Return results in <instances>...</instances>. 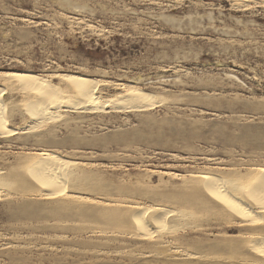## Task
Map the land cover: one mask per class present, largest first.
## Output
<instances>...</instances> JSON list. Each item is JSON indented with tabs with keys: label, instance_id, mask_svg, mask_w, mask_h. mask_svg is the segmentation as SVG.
<instances>
[{
	"label": "rangeland",
	"instance_id": "obj_1",
	"mask_svg": "<svg viewBox=\"0 0 264 264\" xmlns=\"http://www.w3.org/2000/svg\"><path fill=\"white\" fill-rule=\"evenodd\" d=\"M0 102V264H264V208L196 190L264 171V0H0Z\"/></svg>",
	"mask_w": 264,
	"mask_h": 264
},
{
	"label": "bare ground",
	"instance_id": "obj_2",
	"mask_svg": "<svg viewBox=\"0 0 264 264\" xmlns=\"http://www.w3.org/2000/svg\"><path fill=\"white\" fill-rule=\"evenodd\" d=\"M2 80H4L9 85H12L13 88L16 86V88H18V87H20L22 89L28 88V89L38 91V93L41 92V94L44 97V98L42 97L43 100L47 99L48 96L51 93H53L49 89V87H47V84L45 83V81L43 79L38 78L37 76L29 74V73H25V72H7L6 73L5 72V73L1 74V81ZM59 81L61 83H63L66 88H71L72 91L75 89L76 90L75 94H77L76 96L79 97L81 100H83V102H85V103L86 102L87 103L93 102L96 99V97L94 96V93H93L94 85H92L90 87V85H88V84H90V81H88L82 77L64 74L59 78ZM9 85H8V87H9ZM127 96L129 99H131V101L132 100L141 101L140 99L143 100L145 97L143 94H138L135 92H128ZM39 97H40V95H39ZM41 102H42V100H41ZM35 104L36 103L31 104V106H29V108L30 107L34 108ZM41 105L43 107L44 104H41ZM1 107H2V105L0 102V110H2ZM140 108H141V106H140ZM43 110H45V108H43L42 111ZM42 111L40 114H42ZM0 113H1V111H0ZM0 123H1V119H0ZM1 126H2V124H1ZM49 156H47L44 159H40V160H36L35 162H32V165H30V168H28V172L31 174L32 178H34V180L36 181V183H38L39 186L41 185L42 187H45V188H51L49 191H47V194L53 195L54 193L56 194L57 192L60 193V191L62 190V189H60V183H59L60 182L59 177L61 174H60V171L58 169V167L61 165V163L58 164V162H56V161L53 162L54 160L49 158ZM62 169H64V168H62ZM62 173H63V171H62ZM199 179H200L199 180L200 186H197V189H196L199 192V194L203 197H206V199H208V198L211 199L212 202L217 201V202H219V204L224 205L225 207H227L228 209H230L231 211L234 212L233 215L238 214L239 217H240V215L245 216L246 211L244 210V208L242 206H245V204H247L249 202L252 204H255V205H259L260 207L264 208V171H263V169L262 170L258 169L254 173V175L252 176V179L249 180L248 183L244 187H238V186L236 187L237 188L236 189L237 194H239L242 198V199L241 198L240 199L243 200L242 205L237 203V201L235 199L233 200V198H230V192H231L232 187L227 185L228 183L225 184L224 181L214 179L211 177H205V175ZM228 209H227V211H228ZM141 220H142V218H141ZM147 221H149V219H147ZM154 222H155V220H154ZM146 224H148V223H146ZM135 225H136V223H135ZM140 225L141 226L143 225V223L141 221H140ZM140 227H138V229Z\"/></svg>",
	"mask_w": 264,
	"mask_h": 264
}]
</instances>
